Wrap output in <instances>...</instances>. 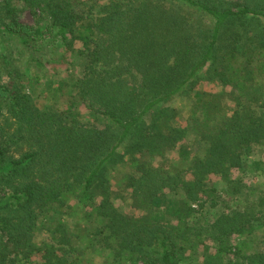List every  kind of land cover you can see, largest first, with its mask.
Masks as SVG:
<instances>
[{"label": "trees", "instance_id": "obj_1", "mask_svg": "<svg viewBox=\"0 0 264 264\" xmlns=\"http://www.w3.org/2000/svg\"><path fill=\"white\" fill-rule=\"evenodd\" d=\"M24 8L45 25L20 21ZM261 18L264 0H0V39L31 51L27 62L61 63L64 55H48L70 37L91 44L82 75L57 82L61 110L37 106L0 52L8 76L0 80V264H81V250L93 245L130 264H190L181 259L202 233L214 252L204 244L198 264H264V239L229 240L246 227L264 231L263 214L244 208L248 216L232 210L209 225L187 220L203 178L242 167L243 150L264 143V27L244 25ZM209 70L236 96L230 114L217 94L196 89ZM181 96L189 105L184 127L175 118ZM190 131L204 149L184 175L181 160L172 174L155 168V156L174 164L166 152L182 150ZM119 159L128 170L114 181L135 187L137 215L114 206L112 179L102 173ZM164 188L181 190L165 198L170 208L158 207ZM40 230L45 238L34 240Z\"/></svg>", "mask_w": 264, "mask_h": 264}, {"label": "rangeland", "instance_id": "obj_2", "mask_svg": "<svg viewBox=\"0 0 264 264\" xmlns=\"http://www.w3.org/2000/svg\"><path fill=\"white\" fill-rule=\"evenodd\" d=\"M19 20L28 23L30 25L44 26L45 20L37 11H32L30 9L24 8L19 12ZM245 28L247 30H252L258 27H264V18L256 20L254 22H246ZM81 27L80 29H82ZM83 39L77 37H70L67 45L65 47H57L48 55L49 56H62L61 58L55 59V63H47L44 65L32 64L30 61L27 62L28 54L31 51H27L21 45L16 44L11 39H0V52L6 53L7 60L9 64L18 68L20 77L22 78V83L25 86L24 90L28 92L31 98L34 100L37 106L41 108H51L53 110H61L63 108L64 102L57 98L55 89L58 86V80L60 78H71L78 77L82 75V69L86 60L87 50L91 47V44L84 46L82 43ZM205 70V69H204ZM37 76L39 79H37ZM8 79L6 72L2 71L0 67V80L5 81ZM196 89L200 92H206L207 95L217 94L219 96V103L224 107V110L232 112L233 103L235 102V95L231 94V87L228 84H223L217 81L214 77L210 76L209 71H203L200 73L198 80L196 81ZM185 96L178 97L175 103H178L177 108L179 113L175 115L176 123L180 127H184L188 124L186 120V113L188 112V102L183 98ZM150 117H145V125L151 122ZM189 138H184L182 150L179 151V147L176 146L175 150L167 151L168 158L170 161H174V164H167L165 161H161V157H154L153 165L155 168H159L162 173L165 171L172 174L175 172L172 167L175 163L181 160L177 169H181L184 175V169H187L191 159L200 157L203 154V147L196 142L194 138H198L196 132L190 131ZM132 140V139H131ZM130 140V141H131ZM195 142H194V141ZM185 143V144H184ZM127 145V144H126ZM178 147V149H177ZM172 150V149H171ZM170 152V153H169ZM123 154V152H122ZM16 156V154H14ZM243 161L242 167L229 168L224 174L228 176L229 179H225L224 174L220 173H209L203 178L205 183L204 190L198 195V199L191 204L193 211L187 217L188 223L196 224H211L217 215L220 213L228 214L232 210H241L246 216L247 212L256 211L253 216L258 217L264 215V143L262 144H252L246 147L241 155ZM125 160V159H124ZM126 162L122 159L118 161L109 162L104 170L102 171L104 177L106 176L109 180L113 193H111V200L114 206L118 207L122 212L127 214L137 215L143 212L142 209L135 208L134 203V189L132 186H126L123 180L114 181L115 176L120 173H124L126 169ZM187 179L191 178V175H185ZM230 180V182H228ZM233 182V183H232ZM230 189L236 184L238 191L232 193L228 189V185L231 184ZM162 194L158 199V207L166 206L169 207V203L166 202V197L182 196L181 190L176 188L175 190L168 191L167 188L162 189ZM247 212H245V210ZM259 210V211H257ZM161 214V213H159ZM58 215V214H57ZM79 214L70 215V219L73 220L72 228L76 229V223L79 220ZM164 218L173 219L174 214L169 212H163ZM81 216V221H83ZM264 221V219H263ZM75 223V224H74ZM82 226V224H81ZM243 232H232L230 234L229 240L231 244H236L240 241L242 236L245 238L249 235L254 237V240L264 239V231L259 230L260 227L254 230L248 229ZM249 230V231H248ZM45 231H38L34 240H38L46 236ZM205 233L200 236H196V240L200 239L201 243L194 242L193 245H189V249H186V257L181 259L180 263L198 264L199 259L204 258L207 247L204 248V244H208V252H214V248L211 247V242L208 238H205ZM243 237V238H244ZM196 243V244H195ZM261 243V242H260ZM85 242L81 243V248H84ZM81 264H130L128 260L116 258L113 251L102 245H93L92 247L81 250ZM122 261V262H121ZM135 264H145L142 261H138Z\"/></svg>", "mask_w": 264, "mask_h": 264}]
</instances>
